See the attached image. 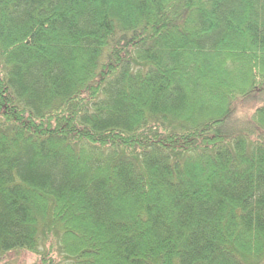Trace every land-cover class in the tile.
Instances as JSON below:
<instances>
[{
    "label": "trees",
    "instance_id": "obj_1",
    "mask_svg": "<svg viewBox=\"0 0 264 264\" xmlns=\"http://www.w3.org/2000/svg\"><path fill=\"white\" fill-rule=\"evenodd\" d=\"M264 0H0V264H264Z\"/></svg>",
    "mask_w": 264,
    "mask_h": 264
},
{
    "label": "rangeland",
    "instance_id": "obj_2",
    "mask_svg": "<svg viewBox=\"0 0 264 264\" xmlns=\"http://www.w3.org/2000/svg\"><path fill=\"white\" fill-rule=\"evenodd\" d=\"M252 94V98L244 97L236 102L237 116L241 119V122H244L243 120L247 119L244 115L248 113L254 105H256L257 101L259 102L264 100V86ZM44 248H46L44 255L46 257L50 256L51 258L50 263L55 264L62 260L63 256L59 255L57 252L59 251V246L57 245L55 239L51 238V240L46 242ZM41 256L42 255L40 253L32 250L18 249L11 251L4 256L2 262L3 264H43V258H41Z\"/></svg>",
    "mask_w": 264,
    "mask_h": 264
}]
</instances>
